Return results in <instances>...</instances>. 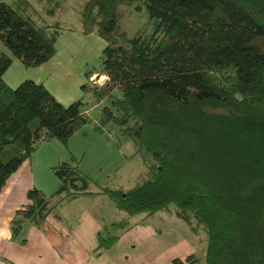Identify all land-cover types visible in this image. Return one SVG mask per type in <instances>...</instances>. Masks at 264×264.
Instances as JSON below:
<instances>
[{"label":"trees","instance_id":"trees-1","mask_svg":"<svg viewBox=\"0 0 264 264\" xmlns=\"http://www.w3.org/2000/svg\"><path fill=\"white\" fill-rule=\"evenodd\" d=\"M122 5L144 6L152 32L129 36ZM80 24L105 42L106 80L82 84L64 105L41 82L11 87L3 77L13 58L27 68L51 60L62 27L41 20L30 0H0V43L11 54L0 49V190L42 142L67 146L92 120L89 101L104 102L96 131L117 126L115 141L130 143L128 158L140 156L145 169L130 189H93L73 160L61 162L52 167L58 188L27 191L11 236L24 243V227H40L68 196L103 194L115 218L97 234V255L135 225L129 217L167 211L194 235L204 230L205 264H264V0H86Z\"/></svg>","mask_w":264,"mask_h":264},{"label":"crops","instance_id":"crops-1","mask_svg":"<svg viewBox=\"0 0 264 264\" xmlns=\"http://www.w3.org/2000/svg\"><path fill=\"white\" fill-rule=\"evenodd\" d=\"M56 55L47 63L32 68L35 74L27 79L43 83L67 105L82 95L81 90L77 93L75 88L89 83L85 80H52L53 72L62 69L60 60H54ZM13 63L21 71L20 64L12 59L11 65ZM23 80L15 74L5 79L11 87ZM57 143L60 144L52 140L40 144L0 190V264H172L174 258L197 256L203 250L204 242L192 235L182 220L167 211H159L133 221L135 225L129 230L117 231L118 241L97 255V234L115 218V206L103 194L68 196L52 209L40 227H24V243L13 238L11 220L15 211L28 202L27 191L35 187L49 195L59 186L52 167L66 161H63Z\"/></svg>","mask_w":264,"mask_h":264},{"label":"rangeland","instance_id":"rangeland-1","mask_svg":"<svg viewBox=\"0 0 264 264\" xmlns=\"http://www.w3.org/2000/svg\"><path fill=\"white\" fill-rule=\"evenodd\" d=\"M5 1L12 2V0ZM30 1L39 11L41 20L49 24L57 23L62 27L60 38L57 41L58 55L54 59L60 60L59 65H62V69L53 72L52 80H85L90 86L104 84L106 77L100 73L102 49L105 42L94 32L89 34L81 32L80 13L86 0ZM120 22L129 36H133L137 32L151 33L153 30V23L144 6L141 11H137L133 5H122ZM0 49L11 56L1 43ZM13 59L18 62L17 64H20L21 71L17 69L16 63H13L3 76L4 79L8 80L12 74H15L16 78L19 79H27L29 75L35 74L32 68H27L16 61L15 58ZM75 89L78 93L80 85ZM97 104L95 101H89L85 105L86 108H90L88 115L92 120L71 137L67 146L57 143L60 146L62 159L66 162L73 160L72 164L77 165L90 178L92 182L90 186L93 189L97 185L107 186L111 189H130L143 173L145 169L144 162L138 155L128 158L133 152L130 143L123 142L119 144L114 138L111 142L104 134L96 131L95 125H100L98 112L104 102ZM101 128L108 132L115 131V136L119 133L118 127L112 124L101 125ZM169 208L172 211L175 206L170 205ZM162 212L160 214H163ZM118 214L119 219L124 213L119 212ZM139 218L140 215H135L128 219L129 222H133L139 220ZM191 234L194 235L192 232ZM196 236L201 242H204L203 250L197 254L198 264H205L206 234L203 229H198Z\"/></svg>","mask_w":264,"mask_h":264},{"label":"built area","instance_id":"built-area-1","mask_svg":"<svg viewBox=\"0 0 264 264\" xmlns=\"http://www.w3.org/2000/svg\"><path fill=\"white\" fill-rule=\"evenodd\" d=\"M95 107V106H94ZM90 111V108H86L84 110V113L88 115V112ZM103 134L105 135L106 138H108L111 142L113 141L114 134L113 132H108L107 130L104 129Z\"/></svg>","mask_w":264,"mask_h":264}]
</instances>
